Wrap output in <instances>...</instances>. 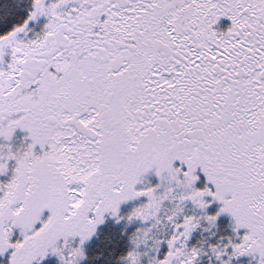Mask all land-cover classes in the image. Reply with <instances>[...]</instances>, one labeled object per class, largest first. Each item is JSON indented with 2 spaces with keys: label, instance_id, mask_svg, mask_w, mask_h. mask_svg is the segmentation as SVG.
Returning <instances> with one entry per match:
<instances>
[{
  "label": "snow or ice",
  "instance_id": "obj_1",
  "mask_svg": "<svg viewBox=\"0 0 264 264\" xmlns=\"http://www.w3.org/2000/svg\"><path fill=\"white\" fill-rule=\"evenodd\" d=\"M108 217L111 264H264V0L0 5V264Z\"/></svg>",
  "mask_w": 264,
  "mask_h": 264
},
{
  "label": "trees",
  "instance_id": "obj_2",
  "mask_svg": "<svg viewBox=\"0 0 264 264\" xmlns=\"http://www.w3.org/2000/svg\"><path fill=\"white\" fill-rule=\"evenodd\" d=\"M7 2L10 3L12 0H7ZM5 3L6 0H0V5ZM120 228L121 226L111 227L108 224L101 227L87 246L89 255L84 264H111L112 234L118 233Z\"/></svg>",
  "mask_w": 264,
  "mask_h": 264
},
{
  "label": "rangeland",
  "instance_id": "obj_3",
  "mask_svg": "<svg viewBox=\"0 0 264 264\" xmlns=\"http://www.w3.org/2000/svg\"><path fill=\"white\" fill-rule=\"evenodd\" d=\"M24 135H25V130L22 129H18L17 130V135H16V139H15V143L17 146H19L20 144L24 143ZM37 150L38 151H43L42 148H40L39 145H37ZM6 178V177H5ZM131 207V203H126L123 208L125 211H127L128 208ZM230 216H224L221 219V231H226V232H230L231 231V225H230ZM111 225V227L114 226H121L122 227V223H116L115 219L113 217H108V219L105 221L104 225ZM104 225H102L101 227H104ZM19 235V233H17ZM94 238V237H93ZM92 238V239H93ZM92 239L90 241L87 242V246L92 242ZM243 260V264H256V258L250 255H244L242 258ZM46 263H54V264H60V261L58 260L57 257L55 256H50L46 259V261L44 262V264ZM84 264V262H83Z\"/></svg>",
  "mask_w": 264,
  "mask_h": 264
},
{
  "label": "flooded vegetation",
  "instance_id": "obj_4",
  "mask_svg": "<svg viewBox=\"0 0 264 264\" xmlns=\"http://www.w3.org/2000/svg\"><path fill=\"white\" fill-rule=\"evenodd\" d=\"M229 19L228 18H221V24L220 26L223 27V26H226L227 23H229Z\"/></svg>",
  "mask_w": 264,
  "mask_h": 264
}]
</instances>
